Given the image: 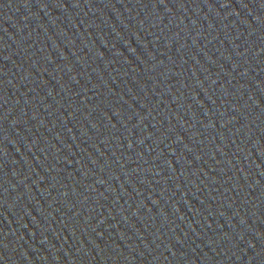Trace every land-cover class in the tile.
Instances as JSON below:
<instances>
[{"label":"water","instance_id":"1","mask_svg":"<svg viewBox=\"0 0 264 264\" xmlns=\"http://www.w3.org/2000/svg\"><path fill=\"white\" fill-rule=\"evenodd\" d=\"M0 264H264V0H0Z\"/></svg>","mask_w":264,"mask_h":264}]
</instances>
